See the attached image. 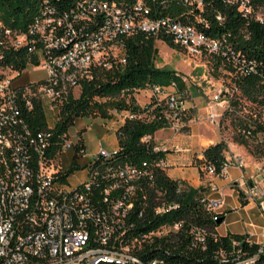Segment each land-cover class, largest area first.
<instances>
[{
    "label": "built area",
    "instance_id": "obj_1",
    "mask_svg": "<svg viewBox=\"0 0 264 264\" xmlns=\"http://www.w3.org/2000/svg\"><path fill=\"white\" fill-rule=\"evenodd\" d=\"M58 2L41 0L24 30L8 25L0 11V264H264V225L254 239L246 233H221L217 227L208 230L180 214L184 200L179 196L187 193L189 199L195 187L189 179L169 173L165 154L184 147L160 139L157 131L146 132L140 137L143 145L163 154L129 162L116 158L118 148L109 150L100 141L93 158L82 166L83 178L71 185L68 171L80 170V157L87 151L84 128L76 138L69 128L57 135L55 129L62 105L70 96L79 97L84 80L128 61L126 39L137 32L156 38L168 35L176 47L192 55L224 56L232 76L251 72L263 76V71L227 45L225 38L209 36L193 22L152 16L146 0ZM198 3L202 5V0ZM241 3L246 12L251 11L248 0ZM9 50L26 67L9 63ZM36 67L45 75L17 81L28 68ZM234 88V84L231 89L223 86L213 96L206 118L218 128ZM142 90L147 99L141 103L137 97L136 102L142 109L129 106L128 88L118 97L95 96L99 102L122 99L128 104L109 107L108 115L101 116L117 140L118 128L128 119H155L175 133L191 126L196 105L176 78L135 89ZM36 100L41 101L47 120L38 129L27 120ZM157 105L163 107L153 112ZM47 110L55 111L54 123ZM83 116L95 117L84 114L74 123ZM68 148L71 165L59 168L56 162ZM194 165L203 175L195 197L220 223L227 212L220 210L226 192L208 176L229 178L231 168L243 169L246 161L231 153L218 169L201 148L194 154ZM161 170L169 174L172 186L158 177ZM233 186L243 201L255 202L264 217V162L252 172H242Z\"/></svg>",
    "mask_w": 264,
    "mask_h": 264
},
{
    "label": "trees",
    "instance_id": "obj_2",
    "mask_svg": "<svg viewBox=\"0 0 264 264\" xmlns=\"http://www.w3.org/2000/svg\"><path fill=\"white\" fill-rule=\"evenodd\" d=\"M57 1L59 4H66L71 0ZM241 1L202 0V5H199L198 0H146L152 16L170 15L183 21L195 23L209 36L225 38L227 45L236 52H240L248 60H253L259 70L264 73V18L261 20L256 14L257 10L264 7V0H248V5L251 7L250 12H246L241 7ZM40 4L41 0H0V11L8 25L14 29L24 30L38 13ZM161 38L170 46H177L170 36L163 35ZM155 40V36L146 35L144 32L129 35L126 39L128 61L110 71H100L99 75H95L93 79L83 81L79 97L70 96L68 101L62 105L55 126L56 135L67 130L78 116L84 114L107 116L109 107L128 105L124 104L122 99L95 101V96L118 97L121 96L124 89L128 88L126 95L130 99L129 106L133 109H142L136 103L137 97L133 94L135 89L142 88L149 82L167 84L175 78L179 81L180 86H184L183 78L177 76L175 70L155 65L154 60L158 51ZM212 58L230 70L232 69L224 56L215 55ZM7 61L14 66L26 67L27 64L23 59H18L16 52L12 50L7 53ZM231 79L236 88L232 93H228L230 108L226 111H236L233 104L237 103L236 100L239 99L256 102L259 107H264V74L262 76L259 73L251 72L238 76L235 73ZM232 94L236 97L235 99ZM153 104L152 101L150 105ZM162 107L157 105L153 107L152 111L160 112ZM27 120L34 129L46 124V114L41 101L36 100L33 107L28 110ZM235 121L239 128V133L235 135L236 141L247 146L254 156L264 158V143L252 142L250 139L260 131L264 133V121L253 119L252 116L247 115H241ZM163 126L161 121L155 119H128L118 128L119 147L116 151V158L121 161L140 162L143 159H153L163 154L148 150L140 140L144 133L155 132ZM227 150V143L222 139L204 147V154L220 169L226 158ZM73 170L70 168L68 174ZM158 177L168 186H172L173 181L165 170H161ZM191 193L193 194L189 195V199L186 197L187 193L179 196L181 200H184L180 214L187 220H193L206 226L208 230H215L219 224L218 221L211 217L195 197L199 194V188H193ZM228 234L241 235L232 232ZM223 237L227 239V235Z\"/></svg>",
    "mask_w": 264,
    "mask_h": 264
},
{
    "label": "rangeland",
    "instance_id": "obj_3",
    "mask_svg": "<svg viewBox=\"0 0 264 264\" xmlns=\"http://www.w3.org/2000/svg\"><path fill=\"white\" fill-rule=\"evenodd\" d=\"M256 14L258 17L264 18V7L257 10ZM155 45L158 48L154 60L155 65L157 67L173 69L176 72L178 71L184 77V87L188 88L191 93V100L193 101V104L196 105V111L192 113L190 117H194L195 113H198L196 116L199 118H203L204 116L207 117L208 112L215 102L213 99L214 94L217 93L223 86H227L231 89V71L226 66L221 65L216 59L213 60L211 57L189 54L181 47L170 46L165 40H163V38H156ZM44 75L45 71L41 67L28 68L17 79V81L24 82L40 78ZM232 91L233 90H231V92ZM145 93V90H134L133 92V94L138 97L141 102L147 99ZM232 97L233 99L236 98L234 94H232ZM236 102L237 103L233 104V108L236 109V111L224 112L220 128H218L215 124H208L211 126V130L215 129L214 131H216L217 128L220 133L219 140L223 139L227 142L228 150L226 151V154L230 149H232L237 153L246 154V158L252 159L254 162L257 161L258 164H262L264 158L254 156L250 153L247 146L236 141L235 135L239 133V128L237 127L238 124H236L235 119L239 118L241 115H247L252 116L253 119L257 118L258 120L261 119L264 121V107L261 108L258 106V103L248 100L241 101L239 99L236 100ZM46 113L47 117L50 118V121L54 123L56 121V116H54L55 111L47 110ZM193 125L194 127L198 126L201 129V132L208 133L207 130L209 127L206 124L195 123ZM108 127H111L110 123H106L101 116H95L93 118L83 116L79 118L71 127H69L68 133L72 138H76L78 131L84 128L83 130H86L84 138L87 143L88 151L98 149L100 141L103 142V145L107 149L115 150L119 146L118 140L115 134L111 130H108ZM162 132L163 131L160 130L159 134H162ZM250 139L252 142L264 143V133L260 131L255 136H251ZM71 154L72 150L69 148L62 153L59 159L60 162H56L59 168L69 169L71 165ZM84 161L85 156L80 159V170H74L69 174V182L71 185L76 184L83 178L84 171L82 170V166ZM263 225L264 217L262 216L257 204H249L246 208H233L228 210L225 213V219L217 225V229L221 233H226L228 231L238 233L239 230H245L254 239H258V233ZM226 228H229L231 231H227Z\"/></svg>",
    "mask_w": 264,
    "mask_h": 264
},
{
    "label": "crops",
    "instance_id": "obj_4",
    "mask_svg": "<svg viewBox=\"0 0 264 264\" xmlns=\"http://www.w3.org/2000/svg\"><path fill=\"white\" fill-rule=\"evenodd\" d=\"M139 99V98H138ZM140 101V99H139ZM145 101V100H144ZM143 101V102H144ZM141 102V101H140ZM141 102V103H143ZM207 107V106H205ZM198 111V110H197ZM196 115L198 113L194 114V117L192 118V124L189 128H186V130L175 133L172 128H160L157 130V135L162 140H171L173 144L180 145L184 147V150L175 152V151H168L165 154V157L167 158L170 167H169V173L174 177H182L187 178L190 180V183L194 187H199L202 183V174L200 173L198 167L194 165V154L198 149L204 148L208 146L211 143L216 142L219 140V132L216 128L211 130V126L208 124L206 116L203 118H199ZM198 118V119H197ZM197 119V120H195ZM200 122V123H199ZM206 124L209 129L207 130L208 133L201 132V129L196 126L194 127L193 124ZM197 128V129H196ZM108 130H111V127H108ZM162 130V134H159V131ZM113 132V131H112ZM86 134V130L82 131V135ZM85 139V138H84ZM86 142V141H85ZM103 144V142H102ZM87 146V143H86ZM104 146V145H103ZM97 149L86 151V153L80 157L85 156V162L93 158L95 155ZM231 153H237L233 151L232 149L229 150L227 153L230 155ZM239 153V152H238ZM226 154V155H227ZM243 156V158L246 161V166L243 169H240L238 167H232L231 168V176L229 178L221 179L218 177H209L208 178H214V180L224 188L226 192V198L224 203L220 206L221 211H228L230 209H237V208H246L249 206V204L256 205L255 202H245L243 201L242 197L240 196V193L236 186H233V181H235L237 178L240 177L242 172H252L254 171L256 165L258 164L257 161L254 162L252 159L246 158V154L239 153ZM171 169V171H170ZM225 219V218H224ZM226 230H230L229 228H226ZM231 231V230H230ZM245 230H239L237 234H243L245 233ZM246 234H249L246 232Z\"/></svg>",
    "mask_w": 264,
    "mask_h": 264
}]
</instances>
